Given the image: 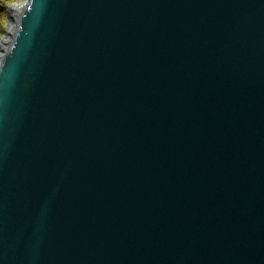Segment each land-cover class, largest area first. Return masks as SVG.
<instances>
[{
  "label": "water",
  "instance_id": "obj_1",
  "mask_svg": "<svg viewBox=\"0 0 264 264\" xmlns=\"http://www.w3.org/2000/svg\"><path fill=\"white\" fill-rule=\"evenodd\" d=\"M0 264H264V0H30Z\"/></svg>",
  "mask_w": 264,
  "mask_h": 264
},
{
  "label": "bare ground",
  "instance_id": "obj_2",
  "mask_svg": "<svg viewBox=\"0 0 264 264\" xmlns=\"http://www.w3.org/2000/svg\"><path fill=\"white\" fill-rule=\"evenodd\" d=\"M29 1L30 0H24L10 6L8 16L11 23L8 29H5L2 35H0V65L13 37L15 36L19 16L21 12L27 8Z\"/></svg>",
  "mask_w": 264,
  "mask_h": 264
},
{
  "label": "rangeland",
  "instance_id": "obj_3",
  "mask_svg": "<svg viewBox=\"0 0 264 264\" xmlns=\"http://www.w3.org/2000/svg\"><path fill=\"white\" fill-rule=\"evenodd\" d=\"M24 0H8L6 4L0 3V8H4L5 12L3 14V17L0 21V35L4 32L5 29H8L10 25V20L8 16V11L10 9V6L19 2H22Z\"/></svg>",
  "mask_w": 264,
  "mask_h": 264
},
{
  "label": "trees",
  "instance_id": "obj_4",
  "mask_svg": "<svg viewBox=\"0 0 264 264\" xmlns=\"http://www.w3.org/2000/svg\"><path fill=\"white\" fill-rule=\"evenodd\" d=\"M7 2L8 0H0V3H3V4H6ZM4 12H5L4 8H0V21L3 17Z\"/></svg>",
  "mask_w": 264,
  "mask_h": 264
}]
</instances>
